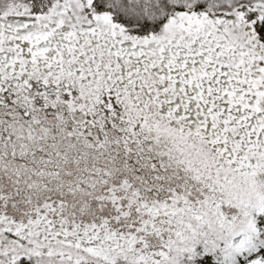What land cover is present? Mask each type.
I'll return each instance as SVG.
<instances>
[{
  "label": "snow or ice",
  "instance_id": "1",
  "mask_svg": "<svg viewBox=\"0 0 264 264\" xmlns=\"http://www.w3.org/2000/svg\"><path fill=\"white\" fill-rule=\"evenodd\" d=\"M0 264H264V0H0Z\"/></svg>",
  "mask_w": 264,
  "mask_h": 264
}]
</instances>
